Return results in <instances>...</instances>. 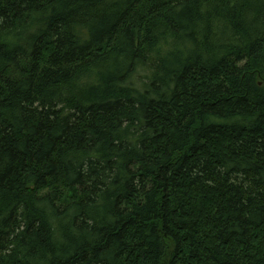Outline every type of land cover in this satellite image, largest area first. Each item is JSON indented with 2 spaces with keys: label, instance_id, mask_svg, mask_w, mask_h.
Segmentation results:
<instances>
[{
  "label": "trees",
  "instance_id": "trees-1",
  "mask_svg": "<svg viewBox=\"0 0 264 264\" xmlns=\"http://www.w3.org/2000/svg\"><path fill=\"white\" fill-rule=\"evenodd\" d=\"M263 74L264 0H0V264H264Z\"/></svg>",
  "mask_w": 264,
  "mask_h": 264
},
{
  "label": "rangeland",
  "instance_id": "rangeland-1",
  "mask_svg": "<svg viewBox=\"0 0 264 264\" xmlns=\"http://www.w3.org/2000/svg\"><path fill=\"white\" fill-rule=\"evenodd\" d=\"M165 244H166V257H167L171 251V245H170V242L168 240H165Z\"/></svg>",
  "mask_w": 264,
  "mask_h": 264
},
{
  "label": "water",
  "instance_id": "water-1",
  "mask_svg": "<svg viewBox=\"0 0 264 264\" xmlns=\"http://www.w3.org/2000/svg\"><path fill=\"white\" fill-rule=\"evenodd\" d=\"M263 78H264V74H263Z\"/></svg>",
  "mask_w": 264,
  "mask_h": 264
}]
</instances>
